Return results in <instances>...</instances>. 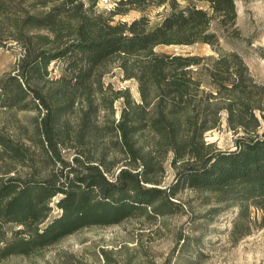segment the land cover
Returning <instances> with one entry per match:
<instances>
[{"label": "trees", "instance_id": "trees-1", "mask_svg": "<svg viewBox=\"0 0 264 264\" xmlns=\"http://www.w3.org/2000/svg\"><path fill=\"white\" fill-rule=\"evenodd\" d=\"M90 1L0 0V46L14 40L22 47L0 77V108L39 111L31 141L56 166L47 176L20 175L16 167L31 159V146L0 131V260L29 256L90 226L171 214L181 209L171 198L183 188L223 203L211 216L237 208L234 242L250 233L251 208L264 227V83L239 54L221 51L209 30L214 17L234 27L235 2L203 0L210 14L179 0H118L104 14ZM161 7L155 26L147 15L112 19ZM194 43L217 55L154 50ZM50 63L59 67L54 77ZM111 64L137 97L130 86L103 80ZM223 114L232 149L204 140ZM63 149L75 153L71 162ZM167 161L176 172L165 190L156 185ZM180 240L179 251H189V236Z\"/></svg>", "mask_w": 264, "mask_h": 264}, {"label": "rangeland", "instance_id": "rangeland-1", "mask_svg": "<svg viewBox=\"0 0 264 264\" xmlns=\"http://www.w3.org/2000/svg\"><path fill=\"white\" fill-rule=\"evenodd\" d=\"M89 0H85L87 2ZM236 20L233 28L220 26L214 17L209 30L218 37L217 47L221 51L235 52L245 62L249 74L259 83H264V0H233ZM94 8L104 14L115 8L118 0H95ZM184 6L194 3L211 14L208 2L203 0H179ZM28 7L27 3H24ZM29 8V7H28ZM165 10L149 8L145 11L130 9L124 14H116L115 21L130 22L133 18L147 15L150 26L161 22ZM44 33L39 30L38 33ZM216 48L209 44L156 46L157 52L171 54H196L216 56ZM22 47L14 40L0 46V77L14 68L21 56ZM54 77L58 73L57 64L48 66ZM103 80L111 82L115 88L130 86L131 93L137 97L131 81L121 80L117 66L110 65ZM39 111L16 107L0 108V131L9 137L31 146L33 154L24 165H17L20 175L47 176L55 167L47 164L31 141L35 132V119ZM118 116V115H117ZM223 114L222 125L205 133L204 140L215 148L226 150L234 148V134L228 129ZM62 158L72 161V150H61ZM58 167V166H57ZM164 170L158 176L159 188L167 189L175 180V168L167 161ZM15 171H13L14 173ZM116 172V169L113 170ZM1 173V170H0ZM112 174V173H111ZM11 175V174H10ZM151 185V184H150ZM147 185V186H150ZM173 202L181 205L165 216L147 219L143 216L122 220L118 224L90 226L66 236L57 243L46 246L29 256L14 255L0 260V264H264V227H260L259 214L250 209L254 220L250 223V233L234 242L229 229L237 212L236 207L213 214V207H222L223 203H214L209 193L183 188L177 192ZM57 210L54 211L56 213ZM257 216V219H256ZM15 226V225H12ZM182 236H189V251H179Z\"/></svg>", "mask_w": 264, "mask_h": 264}]
</instances>
